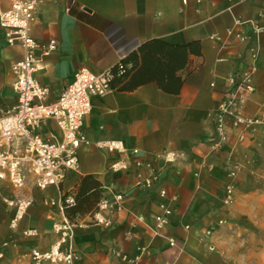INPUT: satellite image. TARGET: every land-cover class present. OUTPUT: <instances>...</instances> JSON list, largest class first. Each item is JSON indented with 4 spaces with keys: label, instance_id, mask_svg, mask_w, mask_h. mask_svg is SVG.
<instances>
[{
    "label": "crops",
    "instance_id": "crops-1",
    "mask_svg": "<svg viewBox=\"0 0 264 264\" xmlns=\"http://www.w3.org/2000/svg\"><path fill=\"white\" fill-rule=\"evenodd\" d=\"M14 1L0 0V12ZM36 1L34 38L59 44L41 57L36 72L50 90L46 102L55 101L81 68L116 73L121 63L126 73L115 75L109 94L93 99L83 127L90 143L79 150L80 170H70L60 190L28 189L34 203L16 227L14 209L0 199V264H31L32 249L45 250L57 241L56 225L66 214L44 200L67 195L75 198L66 213L75 224L78 264H124L116 253L139 257L141 264H264V250L256 255L255 247V260L241 250V237H264V132H242L227 119L228 143L219 151L212 117L231 77L248 68V43L236 34L251 35L252 26L236 22L264 25V0ZM261 48L256 91L245 106L250 116L264 112V33ZM22 56V47L8 44L0 26V117L16 104L10 69ZM40 132L54 142L63 137L52 119ZM105 140L122 141L130 158L139 148L146 159L156 160L165 149L178 159L170 164L157 159L161 180L142 191L133 185V166L109 173V165L124 156L96 147ZM233 164L240 168L233 180L235 199L227 206L225 185ZM0 187L3 196L15 195L7 183ZM119 192L126 198L112 226L96 224L91 214L99 201ZM162 203L174 211L157 232ZM26 230L36 235L27 236Z\"/></svg>",
    "mask_w": 264,
    "mask_h": 264
},
{
    "label": "built area",
    "instance_id": "built-area-1",
    "mask_svg": "<svg viewBox=\"0 0 264 264\" xmlns=\"http://www.w3.org/2000/svg\"><path fill=\"white\" fill-rule=\"evenodd\" d=\"M36 0H17L10 8L0 12V26L4 31L6 41L10 45H20L23 56L11 66L14 76L13 91L17 96L16 104L5 110L0 117V183H7L14 191L13 197H5L0 187V199L14 209L11 225L15 226L26 215L33 205L34 198L27 195L30 188L46 190L54 186L60 190L61 184L70 170H80L79 150L82 145H89V140L83 131L87 116L92 113L93 99L104 97L112 91V80L116 74L126 73L124 64L117 65V71L106 69L99 74H93L81 68L74 73L73 79L58 96L48 103L50 90L36 79L41 57L58 49L55 40L47 43L38 42L33 34V25L37 10ZM251 24L252 34L237 33L236 37L242 43H248L246 53L247 70L242 74L232 76L229 89L218 102L212 112L217 133V150L222 151L228 143L226 120L232 121L233 128L242 132H264V112L259 116L245 113V106L250 96L256 91L255 79L259 69L258 58L261 53V35L264 25L255 20L237 21V25ZM233 34V30L228 31ZM213 85V84H212ZM54 120L63 133L60 141L54 142L43 137L40 132L43 124ZM96 147L110 153H116L123 158L114 160L108 167L111 174L127 172L135 168V188L149 191L161 180V174L156 166V160L174 163L178 154L174 150H163L157 153L155 159H146L139 148L131 150L133 157H128L129 149L120 140H105L98 142ZM240 166L233 164L228 170L229 181L225 185L223 203L231 205L235 199L233 180ZM161 197H166V190L159 189ZM126 194L116 193L112 199L102 198L96 210L91 214L93 221L105 227L113 224L112 216L122 210ZM75 198L67 195L56 201L46 198L47 206H57L65 213L67 206L73 205ZM159 213L155 216V230L159 232L169 223L173 208L165 203L160 204ZM75 224L66 216L56 225L57 241L48 249H32L28 256L31 264H78L81 261L75 250ZM208 234L211 230H208ZM27 236L36 232L26 230ZM170 244L175 245L174 239ZM7 245V244H5ZM124 264H141L139 257L116 253Z\"/></svg>",
    "mask_w": 264,
    "mask_h": 264
},
{
    "label": "rangeland",
    "instance_id": "rangeland-1",
    "mask_svg": "<svg viewBox=\"0 0 264 264\" xmlns=\"http://www.w3.org/2000/svg\"><path fill=\"white\" fill-rule=\"evenodd\" d=\"M244 242H241V250L245 251L246 255L248 256L249 260H255V253L256 255L260 252L259 249L264 250V237L263 236H256L252 237L249 235L241 237ZM256 247V249H255ZM255 249V253H254ZM258 259V257H256Z\"/></svg>",
    "mask_w": 264,
    "mask_h": 264
},
{
    "label": "trees",
    "instance_id": "trees-1",
    "mask_svg": "<svg viewBox=\"0 0 264 264\" xmlns=\"http://www.w3.org/2000/svg\"><path fill=\"white\" fill-rule=\"evenodd\" d=\"M71 206V205H70ZM70 206H67L66 207V209H65V214H66V216L68 217V219L70 220V221H72L70 218H69V216L67 215V213H66V210L68 209V207H70ZM73 222V221H72ZM74 223V222H73Z\"/></svg>",
    "mask_w": 264,
    "mask_h": 264
}]
</instances>
